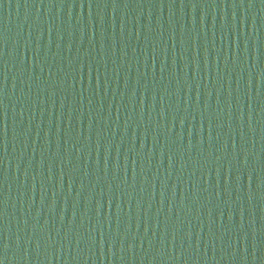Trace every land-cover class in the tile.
<instances>
[{
  "label": "water",
  "instance_id": "95a60500",
  "mask_svg": "<svg viewBox=\"0 0 264 264\" xmlns=\"http://www.w3.org/2000/svg\"><path fill=\"white\" fill-rule=\"evenodd\" d=\"M0 264H264V0H0Z\"/></svg>",
  "mask_w": 264,
  "mask_h": 264
}]
</instances>
